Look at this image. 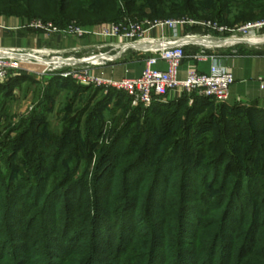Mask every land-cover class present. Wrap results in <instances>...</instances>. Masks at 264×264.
<instances>
[{
  "label": "trees",
  "instance_id": "16d2710c",
  "mask_svg": "<svg viewBox=\"0 0 264 264\" xmlns=\"http://www.w3.org/2000/svg\"><path fill=\"white\" fill-rule=\"evenodd\" d=\"M19 2L11 0L10 5L19 6ZM47 3L60 22L77 20L84 27L124 18L187 17L183 19L222 23L228 11L241 13L235 20L244 17L245 21L255 19V12L264 8V0ZM22 80L26 77L12 78L5 87ZM50 80L54 85L72 81L59 76ZM211 100L204 98L201 103ZM156 103L146 110L152 117H145L137 133L127 139L131 128L127 127L99 150L94 167H85L78 178L74 177L80 168L81 147L76 140L63 135L56 142L34 138L41 117L33 113L26 118L30 126L20 129L19 137L8 145L5 167L24 145L28 147L8 173L0 168V264H124L136 250L141 254L133 256L135 264H264V106L219 102L216 110L197 119L196 100L195 108L185 109L180 117L174 110L158 122L153 113L166 106ZM163 128L166 133L161 132ZM159 134L175 136L173 144L162 145L164 136ZM184 143L191 155L197 154L196 160L186 157ZM84 150L90 155V147ZM72 159H76L73 171L68 169ZM177 183L180 190L174 194ZM213 188L218 194L207 197L206 191ZM169 196L177 202L167 204ZM211 209L223 214L216 216L221 220L219 229L206 232L202 239L199 236V242L195 228L200 227L201 218L196 215ZM246 212L247 228L237 233ZM137 220L147 231L143 242L134 235ZM170 232L175 233V240L167 244ZM231 232L235 236L227 234ZM239 237L242 241L234 250L233 240ZM116 239V246L99 261L98 255L106 252L103 246L113 245ZM171 248L173 260L166 262L163 253Z\"/></svg>",
  "mask_w": 264,
  "mask_h": 264
},
{
  "label": "rangeland",
  "instance_id": "374dc122",
  "mask_svg": "<svg viewBox=\"0 0 264 264\" xmlns=\"http://www.w3.org/2000/svg\"><path fill=\"white\" fill-rule=\"evenodd\" d=\"M10 1L11 0H0V23H3L11 28L9 30L0 31V36H4V38L0 37V48L12 49L13 47H17L15 43L19 39L23 37L25 38L26 36L28 38V42H30V47L25 50H40L43 48L49 49L51 47L59 48V46L64 45L62 42H66L68 46H72L74 44V39H88L89 44L93 46L92 50H96V47L100 44L110 41L94 36H65L60 33L46 32L33 27L27 28V25L29 26L32 23L40 21L44 23H50L59 30H63L68 26L84 27V24L83 22L77 20L60 22L61 20H58V13H56V11L54 12V8L47 3L49 1L54 2L56 0H19V6L16 5L12 7L10 5ZM259 9L260 10H257L255 12L256 18L252 20L243 21L242 19L244 17L242 19L235 20L236 18H239L241 16V13L237 11H228L225 15L226 20L222 23L213 20L193 18H188L187 20L210 21L218 24L219 26H223L229 29L230 32H226L222 35L223 38L228 39L236 37L240 40L245 38L259 39L264 38V27L258 32L251 29L244 30L245 27L264 22V8ZM63 16H67V13L63 14ZM183 18H168L157 21L179 20ZM109 24L112 23L102 22L97 25L86 26L84 28L95 29L99 26H105ZM253 31L255 33V36H253L252 34ZM187 33H201V30L194 27L190 28ZM60 39L62 40V42L59 41ZM252 41L253 40H250L248 42H240L239 44L234 45V47H241L245 48L246 50H262L264 52V45L257 46L255 45V43H252ZM97 42L98 44H96ZM39 45L40 47H38ZM131 53H133V55L137 54L134 52ZM49 54L50 57L61 56L65 58L74 57L76 59H81L89 56L91 53H82L81 51L78 54H58L56 52H49ZM45 62L47 63L48 60H45ZM48 63H50V61ZM42 69L43 67L41 65L26 63L23 64L22 69L19 70L16 76L13 77L20 78L21 76H25L26 80L15 83L10 87H5L9 80L0 83V168L4 173H8L12 166L18 163L22 152L28 147V145H24L23 148H21L17 152L14 159L9 161V166L7 165L8 167H5V163L7 162L6 150L8 149V145L13 142L15 138L19 137L20 129H27L30 126L25 122V120L33 113L37 114L38 116L40 115L41 117V126L39 125L40 127L38 128L37 134L36 132L34 133L32 131L34 133V135H32L34 136V138L39 137L42 140H46V142L48 140L56 142L57 140H59L60 136L63 135L65 139L68 138L69 140H71L74 138L77 144L81 147V151L79 153V158L77 161L80 165V168L77 171L76 175L74 174V178H78L79 174H81V171L85 167L88 166L90 169H92L94 167V164L96 163L97 153L99 152V150L107 147L114 140V138L124 132L127 127H131L128 132V139L131 134L137 133L139 129H141V126L145 125V117H152V114H146V110L149 109L152 105L149 107L136 105L133 104L131 100L127 99V97L121 94L119 91L113 90L111 88L97 87L93 85H82L73 80L71 82L64 81L63 83H60V85H54L52 83V85L50 83V78L59 76L58 72L53 74L49 73L41 75L40 72ZM176 95L177 94L175 93L169 94L168 96H166V98L162 99V101L156 103L166 106L162 109H159V111H157L156 113H153L156 114L155 116H157L156 119L158 120V122L169 117V112L177 110L180 117L185 109L195 107L196 109H198L196 117L198 119L205 114H208L212 110H216V104L219 103L217 101L211 100L206 104H202L201 101L205 97L197 94ZM196 100L199 102V105L197 106H195ZM172 102L177 103L179 106L174 109L168 108L167 105ZM226 102L227 101L221 103ZM166 111H168V113ZM150 121L151 120L149 119L147 126ZM31 128H33V126H31ZM165 131V128L161 129L162 133H166ZM160 135L161 134H159V136ZM27 138L30 140L31 135L27 136ZM198 138H200V136H198ZM162 139L164 140L162 142V145H165L167 147L173 144L175 136H164ZM19 142L21 143V139ZM89 147L91 148V153L90 155H86L84 149ZM184 149L186 150V157H189L190 159L191 154L186 148V143H184ZM191 156H193L195 160L197 159L196 153ZM75 160L76 159H72V163L68 165V169L71 171H73V162H75ZM216 189L217 188H213L209 189V191H206L209 193H207V197L215 198V195H217L219 192V190L217 189V191ZM179 190L180 186L177 183V187L175 186V188L173 189L174 194ZM88 195L89 193H86L84 195L83 205ZM78 196L73 199V202H76ZM189 198H191L190 200H195L192 195H190ZM214 200L215 202L213 201V203L214 205H216L217 200ZM174 201L177 202V198H174V196H169V201L167 204L174 203ZM192 202V204L196 203L194 201ZM78 204H80V202L77 203V205ZM218 214H220V217L223 216V214L221 215L220 209L216 211L215 209H211L203 215H196L197 218H201V222H198L200 224V227L198 226L197 228H195L198 229V240L199 236H201V239L204 238V234L208 231H210L211 233L218 231L221 223L220 218H216ZM245 214V218H243V220H240L239 222V224L242 226L238 228L239 230L236 231L237 233L242 232L247 228L249 215L248 212H246ZM134 225L136 229L134 235L138 237L141 242H143V240L147 239H145L143 235L147 233L145 227L142 225V222L140 220L134 221ZM208 226H210V228L212 229H209ZM227 234L235 236L232 232ZM174 235V232L169 233L168 238L170 241H168L167 244H170V242H174ZM232 236L231 238H234ZM198 240L196 241V243L198 242ZM241 241V237L233 240L234 250L235 248L239 247ZM117 242L118 240L116 239L113 242V245L109 243V245L103 246V248H106V252H104L103 254L100 253L98 255V260L100 261L105 259V254L108 255V253H110V250L113 248L112 246H116ZM141 252L144 253V250H142ZM140 254L141 253L136 250V252L131 253L130 256L132 257H129L128 259L126 258V260H123V263L135 264V260L137 257H135L134 259L133 256ZM127 256H129L128 253L124 255V257ZM163 257L166 262L173 260V249L171 248L167 253H163Z\"/></svg>",
  "mask_w": 264,
  "mask_h": 264
},
{
  "label": "built area",
  "instance_id": "2783aa9c",
  "mask_svg": "<svg viewBox=\"0 0 264 264\" xmlns=\"http://www.w3.org/2000/svg\"><path fill=\"white\" fill-rule=\"evenodd\" d=\"M26 27L65 36H94L110 41L97 46L89 56L81 59L50 57L49 52L41 50L0 48V83L16 76L23 64L32 63L43 67L41 75L58 72L61 78L71 79L78 84L111 88L126 94L133 104L144 107L160 102L172 93L177 94L176 96L197 94L217 102H225L228 100L230 87L234 83L233 75L215 64L210 66L207 73L188 70L183 78L179 76L186 48H197L196 57L201 60L207 58V51L229 48L240 43H227L237 38H223L222 35L230 30L214 22L187 19L136 21L124 18L120 22L99 26L95 29L68 26L59 30L52 24L41 21ZM182 27L199 28L201 33L178 35L177 32ZM263 27L264 22H261L245 27L244 30L251 29L258 32ZM9 29L11 28L0 23V31ZM153 29H168L172 35L170 37L164 35L156 38L148 37L147 33ZM252 34L255 36L254 31ZM255 45L261 46L264 42L255 43ZM130 52L146 55L144 67L137 77L117 80L96 76L92 73L94 67L113 64ZM44 59L50 63L44 62ZM159 63H163L165 68H157ZM259 84L260 88L264 89V77Z\"/></svg>",
  "mask_w": 264,
  "mask_h": 264
},
{
  "label": "crops",
  "instance_id": "0c3cea01",
  "mask_svg": "<svg viewBox=\"0 0 264 264\" xmlns=\"http://www.w3.org/2000/svg\"><path fill=\"white\" fill-rule=\"evenodd\" d=\"M189 29V27H182L178 30L177 34L184 35ZM160 35L170 37L172 32L168 29H153L147 33L148 37L153 38L159 37ZM0 37L4 38L2 35ZM27 39V36L19 39L15 43L17 47L13 48L19 50L29 48L30 42H28ZM59 41L62 42L61 39ZM62 43L64 45L59 46V48L51 47L49 49L43 48L40 50H46L47 52L52 53L56 52L58 54H78L81 51L82 53H91L95 51L92 50L93 46L89 44L88 39H74V44L72 46H68L66 42ZM96 44H98V42ZM38 47H40V45ZM185 51V58L179 69V76L181 78L185 76L188 70H195L199 73H207L212 64L221 66L230 72L234 77V83L229 90V97L227 100L228 104L256 103L260 106H264V89H261L259 84L260 80L264 77V52L262 50H246L245 48L233 46L215 51H207V58L201 60L196 57V54L198 53L197 48L190 47L186 48ZM145 58L146 55H133V53L130 52L119 58L113 64L94 67L92 69V73L96 76L117 80L123 78H134L141 73L144 67ZM157 68L163 69L165 68V65L163 63H159Z\"/></svg>",
  "mask_w": 264,
  "mask_h": 264
},
{
  "label": "bare ground",
  "instance_id": "6f19581e",
  "mask_svg": "<svg viewBox=\"0 0 264 264\" xmlns=\"http://www.w3.org/2000/svg\"><path fill=\"white\" fill-rule=\"evenodd\" d=\"M250 40H253L252 41V43H260V42H264V38L263 39H254V38H245V39H242V40H240V39H231V40H229V41H227V43H229V44H233V43H236V42H248V41H250ZM45 60L46 59H44V62H45Z\"/></svg>",
  "mask_w": 264,
  "mask_h": 264
}]
</instances>
